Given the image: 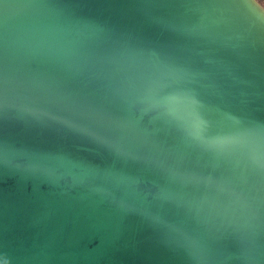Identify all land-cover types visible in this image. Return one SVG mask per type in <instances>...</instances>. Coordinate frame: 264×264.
Masks as SVG:
<instances>
[{
    "label": "water",
    "instance_id": "obj_1",
    "mask_svg": "<svg viewBox=\"0 0 264 264\" xmlns=\"http://www.w3.org/2000/svg\"><path fill=\"white\" fill-rule=\"evenodd\" d=\"M0 256L264 264V6L0 0Z\"/></svg>",
    "mask_w": 264,
    "mask_h": 264
},
{
    "label": "rangeland",
    "instance_id": "obj_2",
    "mask_svg": "<svg viewBox=\"0 0 264 264\" xmlns=\"http://www.w3.org/2000/svg\"><path fill=\"white\" fill-rule=\"evenodd\" d=\"M264 6V0H258Z\"/></svg>",
    "mask_w": 264,
    "mask_h": 264
},
{
    "label": "snow or ice",
    "instance_id": "obj_3",
    "mask_svg": "<svg viewBox=\"0 0 264 264\" xmlns=\"http://www.w3.org/2000/svg\"><path fill=\"white\" fill-rule=\"evenodd\" d=\"M0 257H2V256H0ZM9 260V259H8ZM10 261V260H9Z\"/></svg>",
    "mask_w": 264,
    "mask_h": 264
}]
</instances>
